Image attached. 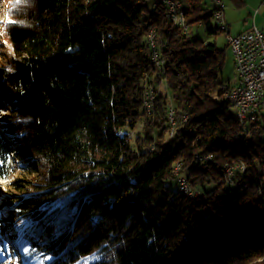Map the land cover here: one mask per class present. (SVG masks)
<instances>
[{
    "label": "trees",
    "instance_id": "obj_1",
    "mask_svg": "<svg viewBox=\"0 0 264 264\" xmlns=\"http://www.w3.org/2000/svg\"><path fill=\"white\" fill-rule=\"evenodd\" d=\"M148 1H9L0 178L9 153L17 174L1 201L48 264H264V115L242 127L225 48ZM181 1L187 24L215 32L214 7ZM233 161L244 167L227 178ZM176 163L200 196L179 191Z\"/></svg>",
    "mask_w": 264,
    "mask_h": 264
},
{
    "label": "rangeland",
    "instance_id": "obj_2",
    "mask_svg": "<svg viewBox=\"0 0 264 264\" xmlns=\"http://www.w3.org/2000/svg\"><path fill=\"white\" fill-rule=\"evenodd\" d=\"M9 1L10 0H0V54L6 53L10 47L9 43L6 42V40L4 39V27L6 21L8 20ZM155 1L161 0H149V8H152V3ZM223 1L225 3V7L223 10V20L227 24L229 31L222 30L219 27V21L212 16L211 24L215 28L214 33H207L205 28L200 23L193 22L188 24L187 35L190 37L199 38L205 42L215 44L217 48H225V64L221 74V79L225 83L229 82L230 84H233L237 80V72L233 65L232 50L229 44L227 43V35L236 34L240 31L242 32L245 29V22L247 20L251 21L254 9L251 5L249 6L252 8V10H249V8H247L244 4L240 5L238 0ZM203 2L208 8L213 7V3L211 2V0H203ZM165 89L166 87L162 85L161 92H167ZM0 102L2 105V108L0 109V131L5 132L7 130V127L3 126L2 119L4 118V116L8 115L9 112H7L5 107H3L4 103L2 99H0ZM230 112L231 114L235 115V108L232 105L230 106ZM259 113L264 115V104L262 105V108ZM142 121L143 120L140 119L139 123L135 126V128L128 130L130 135V142L132 145H134V138L138 134H141ZM7 163L8 167L11 170L7 172V175L5 177L0 178V222L3 224V230L0 225V234H5L9 243L6 248H4L3 245H0V249H3L2 252H0V264H48L49 260L51 259L49 254L35 252V250L30 248V246L27 245L24 241H22V243L20 244L14 243V241L20 240L19 233L20 229L22 228V224H20L19 222L20 215L17 214V208H15L14 203H12L11 205L7 203L5 204L1 200L6 189L5 187L17 174V159H15L14 155L9 153ZM0 165L2 164L0 163ZM6 171L2 168V171L0 173ZM191 188L193 190H199L193 185H191ZM28 223L33 224L34 222L28 221ZM7 229L10 231H7ZM25 248H27V252L24 251Z\"/></svg>",
    "mask_w": 264,
    "mask_h": 264
},
{
    "label": "built area",
    "instance_id": "obj_3",
    "mask_svg": "<svg viewBox=\"0 0 264 264\" xmlns=\"http://www.w3.org/2000/svg\"><path fill=\"white\" fill-rule=\"evenodd\" d=\"M173 12L175 6H171ZM213 13L221 25L219 11L224 10L223 0H212ZM234 55V65H238L240 81H237V89H229L228 95H234L235 106L243 112L246 126L255 120L264 104V31L252 25L247 30L231 35L228 43ZM154 40V53H155ZM153 97V91H147V98ZM205 157L210 158V155ZM234 169H243L240 161H233L229 164ZM176 178H183V185L191 188L188 180L176 170ZM192 189V188H191ZM195 196L200 194L199 190H194Z\"/></svg>",
    "mask_w": 264,
    "mask_h": 264
},
{
    "label": "bare ground",
    "instance_id": "obj_4",
    "mask_svg": "<svg viewBox=\"0 0 264 264\" xmlns=\"http://www.w3.org/2000/svg\"><path fill=\"white\" fill-rule=\"evenodd\" d=\"M162 2L166 7L167 17L172 21V23L175 26L179 27L183 32H187L188 31V24L186 23L182 1L181 0H170L171 6H175V9L173 10V12L170 9L169 1L162 0ZM213 17L215 19H217L214 13H213ZM219 19H223V10L219 11ZM219 27L222 30H226V23L224 22V20H221V25ZM147 38H148L150 47L154 51V40H155L154 33L152 31H150L147 35ZM230 40H231V34H228L227 35V43H229ZM150 60L156 66H160L163 63V60H162V58L159 55L157 50L155 51V53L152 52ZM233 61H234V55H233ZM234 68L237 72V81H240V72H239L238 65H234ZM230 89H237V82L234 85H232ZM228 92H229V90L225 93V96L230 99L232 106L235 108V117H236L238 123L242 127H246L245 116H244L243 112L240 111L239 108H237L235 106L234 95H228ZM144 98H145L146 106L149 107L150 100L152 98H147V91L145 93ZM169 117H170V121L173 123L174 121L172 119V109L169 111ZM207 155H209V154H207ZM206 158H208V157H206ZM241 164L244 166V164L242 162H241ZM178 169H179V163H176L175 170H174L175 175H176V170H178ZM225 171H226L227 178H230L232 175V167H230L229 165L226 166ZM176 181H177V186H178V189L180 192L184 193L185 195H187L188 197H191V198L200 196V194L195 196L193 189H191L188 185H183V178H176Z\"/></svg>",
    "mask_w": 264,
    "mask_h": 264
},
{
    "label": "crops",
    "instance_id": "obj_5",
    "mask_svg": "<svg viewBox=\"0 0 264 264\" xmlns=\"http://www.w3.org/2000/svg\"><path fill=\"white\" fill-rule=\"evenodd\" d=\"M238 1L240 5L244 4L247 8H249V10H252V8L249 5H251L254 9V13L253 16L251 17V21L247 20L245 22L246 25L244 30H247L252 25H255L257 28L264 31V0H238ZM223 19H224V13H223ZM228 29L229 28L226 24V31H229ZM231 35H235V34H231ZM233 65H234V61H233ZM236 82L237 80L232 85H234Z\"/></svg>",
    "mask_w": 264,
    "mask_h": 264
},
{
    "label": "snow or ice",
    "instance_id": "obj_6",
    "mask_svg": "<svg viewBox=\"0 0 264 264\" xmlns=\"http://www.w3.org/2000/svg\"><path fill=\"white\" fill-rule=\"evenodd\" d=\"M18 2H19V0H18ZM21 223H24V221H21ZM8 243H9V241L7 239V236L3 235V234H0V245H3L4 248H6ZM14 243L20 244V243H22V241L21 240H16V241H14ZM2 250L3 249H0V252H2ZM24 251L27 252V248H25Z\"/></svg>",
    "mask_w": 264,
    "mask_h": 264
}]
</instances>
